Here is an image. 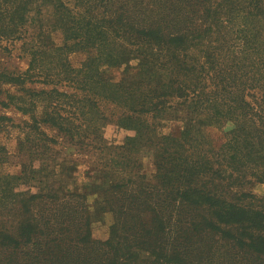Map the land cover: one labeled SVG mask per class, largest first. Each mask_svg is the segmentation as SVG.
I'll use <instances>...</instances> for the list:
<instances>
[{"label":"trees","instance_id":"obj_1","mask_svg":"<svg viewBox=\"0 0 264 264\" xmlns=\"http://www.w3.org/2000/svg\"><path fill=\"white\" fill-rule=\"evenodd\" d=\"M56 30L62 43L50 45ZM21 40L27 69L0 70V105L28 115L14 125L21 144L53 150L43 125L84 148L96 140L105 156L95 169L110 180L34 188L32 171H1L0 142V264H264V196L253 191L264 184V0H0V49ZM74 52L86 55L78 67ZM180 106L191 126L160 132ZM10 120L0 115V132ZM111 121L133 134L108 144ZM210 126L224 129L218 144ZM106 212L102 241L91 225Z\"/></svg>","mask_w":264,"mask_h":264},{"label":"rangeland","instance_id":"obj_2","mask_svg":"<svg viewBox=\"0 0 264 264\" xmlns=\"http://www.w3.org/2000/svg\"><path fill=\"white\" fill-rule=\"evenodd\" d=\"M46 42L50 45L61 44L62 34L59 30L50 32L46 35ZM4 47L0 49V70L5 69L9 72H23L27 69L30 57L24 49L23 41H5ZM85 53L74 52L69 54V60L74 67L80 66L85 58ZM135 62H132L134 65ZM110 73L114 80L122 77L123 68L114 67L110 69ZM29 87L41 88L46 85L41 83H29ZM4 90L9 89L15 92V89L6 84L3 86ZM1 99H5V95H0ZM102 110L111 118H115L117 112L115 106L102 102ZM40 109H38L39 112ZM0 115H6L11 118L7 123L9 124L3 131L0 132V142L5 146L7 151V161L1 166L3 173H10L21 176L34 173V179L31 183L34 188H49L54 186H61L66 192H73L77 189H83L86 186H91L94 183L105 184L109 183V176L104 174L99 169L100 160L105 154L101 151V146L98 141L94 140L95 147H82L81 145H74L69 142V139L60 133L58 130L52 129L47 125H43L42 129L50 138H54L56 143H52L51 139L43 142L42 145H50L53 150L44 149L43 146L39 152H33L30 145H22L19 136L20 132L15 124L23 122L28 119V115L22 113L14 106L2 107L0 105ZM163 120L159 130L166 135L180 137L182 131L191 126L195 116L190 110L184 106L176 109L173 116L166 117ZM10 124H13L12 126ZM230 127L229 124L225 128ZM224 129L217 126H210L206 128V132L219 143L224 138ZM103 135L108 144H121L127 135H132L133 132L117 127L112 121L106 123L103 127ZM135 155L140 157L142 162L140 166V173H145L150 176L155 172L153 164V154L148 149H140ZM139 169V168H138ZM104 185V186H105ZM21 188H25L22 186ZM253 191L260 196H264V184L258 183ZM87 200L90 205L97 202V193H89ZM113 221V214L110 212L96 215L93 218L91 225L92 235L98 240H107L110 236V225Z\"/></svg>","mask_w":264,"mask_h":264}]
</instances>
